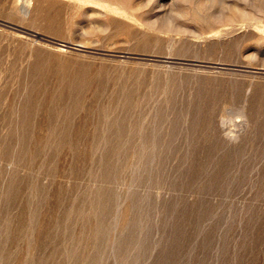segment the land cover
<instances>
[{
	"label": "rangeland",
	"instance_id": "rangeland-1",
	"mask_svg": "<svg viewBox=\"0 0 264 264\" xmlns=\"http://www.w3.org/2000/svg\"><path fill=\"white\" fill-rule=\"evenodd\" d=\"M0 94V264H264V0H0Z\"/></svg>",
	"mask_w": 264,
	"mask_h": 264
},
{
	"label": "bare ground",
	"instance_id": "bare-ground-1",
	"mask_svg": "<svg viewBox=\"0 0 264 264\" xmlns=\"http://www.w3.org/2000/svg\"><path fill=\"white\" fill-rule=\"evenodd\" d=\"M20 8H21V6H20ZM64 46H65V45H64ZM2 91H3V90H2ZM4 92H5V91H4ZM0 95H1V94H0ZM0 99H1V98H0ZM2 99H3V97H2ZM26 103H27V102H26ZM26 106H27V105H26ZM32 106H33V105H32ZM26 108H27V107H26ZM23 109H25V108H23ZM25 110H26V109H25ZM25 110H24V111H25ZM22 111H23V110H22ZM22 111H21V112H22ZM26 111H27V110H26ZM26 111H25V112H26ZM50 111H51V110H50ZM25 112H23V113H25ZM50 116H51V115H50ZM24 122H26V121L24 120ZM29 122H30V121H29ZM20 124H21V123H20ZM122 124H124V123L122 122ZM51 129H52V128H51ZM56 129H57V128H56ZM56 129H55V130H56ZM49 130H50V129H49ZM140 145H141V144H140ZM143 148H144V147H143Z\"/></svg>",
	"mask_w": 264,
	"mask_h": 264
}]
</instances>
